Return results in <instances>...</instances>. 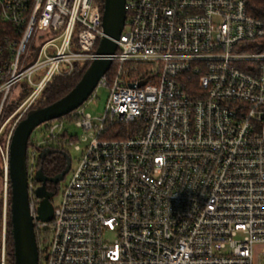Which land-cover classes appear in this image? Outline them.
Masks as SVG:
<instances>
[{
	"label": "built area",
	"instance_id": "built-area-1",
	"mask_svg": "<svg viewBox=\"0 0 264 264\" xmlns=\"http://www.w3.org/2000/svg\"><path fill=\"white\" fill-rule=\"evenodd\" d=\"M251 2L126 0L109 70L68 114L80 134L64 116L27 149L33 216L41 151L66 131L60 146L80 154L51 221L35 222L50 231L41 264H264V6ZM102 35L96 0H0V264L14 129Z\"/></svg>",
	"mask_w": 264,
	"mask_h": 264
},
{
	"label": "water",
	"instance_id": "water-1",
	"mask_svg": "<svg viewBox=\"0 0 264 264\" xmlns=\"http://www.w3.org/2000/svg\"><path fill=\"white\" fill-rule=\"evenodd\" d=\"M126 0H103L101 10L100 37L95 55L78 83L54 103L29 110L19 121L9 146L8 176L10 183V228L13 242L12 264H39V251L35 237V222L48 224L52 219L53 207L45 193L47 178L40 169L35 174L38 184L34 197L39 199L35 215L29 212L26 153L32 132L40 125L62 118L76 110L92 93L98 81L111 66L110 56L116 52L117 41L125 25ZM41 151L39 158H44ZM67 170V169H66Z\"/></svg>",
	"mask_w": 264,
	"mask_h": 264
},
{
	"label": "trees",
	"instance_id": "trees-1",
	"mask_svg": "<svg viewBox=\"0 0 264 264\" xmlns=\"http://www.w3.org/2000/svg\"><path fill=\"white\" fill-rule=\"evenodd\" d=\"M96 1L99 3V7L101 11L103 0H96ZM250 4L252 7V11L254 13L261 15L264 3L262 1L252 0ZM127 19H128V14L126 15V20ZM97 44L94 46L92 50L93 52L96 51ZM89 64H90V61L75 63L73 71L70 74L65 75V76H58V75L53 76L51 80L49 81V83L42 90L39 97L32 104L30 110L48 106L54 103L55 101L59 100L63 96H65L78 83V81L80 80L81 76L83 75V73L85 72ZM113 69H114V66L111 67V70L106 75V76H109V79L112 75L111 73ZM28 91L29 89H25L24 91L18 90L17 91L18 99L16 103L21 99L22 96H26ZM58 119H61V118H58ZM64 119L66 123H71L74 120L71 117V115H66ZM134 124H126L122 126L113 127L112 128L113 130L120 132L118 137H113V138H126L127 136L125 134L126 131L129 128H131ZM34 135L42 137L44 135L43 126H39L37 129L33 131L31 136L29 137L27 149L29 148L30 142L32 141V137ZM67 137L69 138V135L65 131L58 143L51 144L52 148H54L53 145L60 147V145L64 142V140ZM51 145H47V147ZM38 162H39L38 169H40V171L45 177H51V176L61 173L65 169V165H66L65 158L59 151H51L42 160L39 158ZM1 176H2V168H0V178ZM7 199L8 201H7V213H6L5 264H12L13 263V242H12V237H11L10 214H9L10 183H9V188H8V198ZM35 237H36L37 247L39 251V262H40L42 261L47 251V248H48L49 239H50L49 228H45L42 231L35 229Z\"/></svg>",
	"mask_w": 264,
	"mask_h": 264
},
{
	"label": "rangeland",
	"instance_id": "rangeland-1",
	"mask_svg": "<svg viewBox=\"0 0 264 264\" xmlns=\"http://www.w3.org/2000/svg\"><path fill=\"white\" fill-rule=\"evenodd\" d=\"M108 96V90L105 88H99L97 90L96 93V98L92 100V102H90L86 107H85V112L90 114L92 117H99L102 115L103 111H104V105L106 102ZM25 98V96H22L21 99L15 103L11 108H15L23 99ZM67 129H70L71 132L73 133H78L80 134V130L76 129L74 126L70 125L69 123L67 124ZM69 153V157L71 159V170L66 173L64 179H62L59 182V193L53 198V206H56L61 198V193L65 187V185L68 183L70 177H71V171L74 170V168L77 165V161L80 157V154L76 151H74L73 149H70L68 151ZM6 225V222H5ZM0 226L2 227V219H0ZM46 228H48V225L45 226ZM42 263V261H40V264Z\"/></svg>",
	"mask_w": 264,
	"mask_h": 264
},
{
	"label": "flooded vegetation",
	"instance_id": "flooded-vegetation-1",
	"mask_svg": "<svg viewBox=\"0 0 264 264\" xmlns=\"http://www.w3.org/2000/svg\"><path fill=\"white\" fill-rule=\"evenodd\" d=\"M54 148H52V145L51 146H48L45 148V156H47L51 151H59L63 157L65 158V162H66V165H65V169L59 173V174H56L54 176H51V177H46L47 180L45 181V193L48 197V202L52 205V207L54 208L53 206V198L59 193V182L64 179L66 173H68L70 170H71V159L69 157V153L67 150H65L64 148H61L60 147H57L56 145H53ZM54 149V150H52ZM44 156V157H45ZM67 169V170H66ZM38 186V184L36 185ZM34 201L36 202V205L39 203V199H34Z\"/></svg>",
	"mask_w": 264,
	"mask_h": 264
}]
</instances>
